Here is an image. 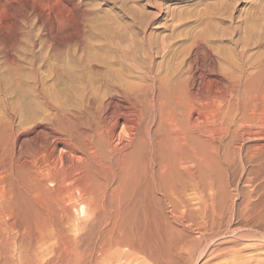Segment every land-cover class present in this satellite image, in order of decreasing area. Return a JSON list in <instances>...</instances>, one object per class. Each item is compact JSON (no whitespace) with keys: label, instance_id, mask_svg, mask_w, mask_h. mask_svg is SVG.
Here are the masks:
<instances>
[{"label":"bare ground","instance_id":"bare-ground-1","mask_svg":"<svg viewBox=\"0 0 264 264\" xmlns=\"http://www.w3.org/2000/svg\"><path fill=\"white\" fill-rule=\"evenodd\" d=\"M190 49L181 74L134 82L111 70L104 90L92 85L82 108L22 144L0 132V264H189L221 235H264L252 146L243 178L231 166L252 134L235 119L238 82L209 109L201 38Z\"/></svg>","mask_w":264,"mask_h":264},{"label":"rangeland","instance_id":"rangeland-1","mask_svg":"<svg viewBox=\"0 0 264 264\" xmlns=\"http://www.w3.org/2000/svg\"><path fill=\"white\" fill-rule=\"evenodd\" d=\"M199 38L208 108L222 105L236 80L235 119L252 132L233 146L235 175L245 176L249 146L252 168L264 169V0H0V132L22 144L53 114L82 108L89 87L104 90L111 70L134 82L181 74ZM239 231L203 244L189 264H225L228 255L238 256L226 264L249 256L245 264H264V235Z\"/></svg>","mask_w":264,"mask_h":264}]
</instances>
